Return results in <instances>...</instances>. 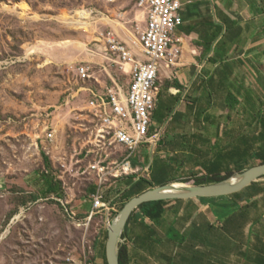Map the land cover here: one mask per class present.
I'll return each mask as SVG.
<instances>
[{
  "label": "rangeland",
  "instance_id": "rangeland-1",
  "mask_svg": "<svg viewBox=\"0 0 264 264\" xmlns=\"http://www.w3.org/2000/svg\"><path fill=\"white\" fill-rule=\"evenodd\" d=\"M137 1L0 0V264H103L100 247L129 203L128 181L150 178L133 162V173L119 179L101 181L90 168L100 160L91 153L88 106L100 86L81 82L76 72L86 65L102 85H112L111 78L128 84L106 60L104 38L114 34L128 44L140 37ZM153 169L159 185L157 163ZM44 176L60 185L62 197L45 196ZM193 176L178 184L207 179ZM92 190H101L104 209L94 210Z\"/></svg>",
  "mask_w": 264,
  "mask_h": 264
},
{
  "label": "crops",
  "instance_id": "crops-1",
  "mask_svg": "<svg viewBox=\"0 0 264 264\" xmlns=\"http://www.w3.org/2000/svg\"><path fill=\"white\" fill-rule=\"evenodd\" d=\"M181 14L182 61L154 118L161 144L132 161L154 184L158 164L154 188L264 164V0H184ZM263 179L231 197L169 202L157 222L133 216L122 238L130 264H264Z\"/></svg>",
  "mask_w": 264,
  "mask_h": 264
},
{
  "label": "built area",
  "instance_id": "built-area-1",
  "mask_svg": "<svg viewBox=\"0 0 264 264\" xmlns=\"http://www.w3.org/2000/svg\"><path fill=\"white\" fill-rule=\"evenodd\" d=\"M184 0H138L136 6L144 16V29L137 40L121 43L114 34L106 40V60L119 67L127 85L111 78L112 85H102L95 78L93 67L80 66L77 77L83 82L92 80L99 85L91 91L90 145L92 154L100 160L90 167L116 179L133 173L132 161L143 146L155 144L159 134L153 135L154 118L158 108L161 81L164 75L180 66L185 39L178 34L184 24L181 14ZM53 136H50L52 139ZM110 152V153H109ZM122 158L121 164H108ZM114 168V169H113ZM116 173V176H114ZM94 210L104 209L101 190L93 196Z\"/></svg>",
  "mask_w": 264,
  "mask_h": 264
},
{
  "label": "water",
  "instance_id": "water-1",
  "mask_svg": "<svg viewBox=\"0 0 264 264\" xmlns=\"http://www.w3.org/2000/svg\"><path fill=\"white\" fill-rule=\"evenodd\" d=\"M234 178L242 179L237 186L230 185ZM264 178V164L254 167L245 173L234 176L226 182L207 184L204 186H189L186 191L169 192L172 185H166L147 191L133 198L119 214L118 218L108 227L106 243L107 264H121L120 250L122 238L129 221L140 208L154 203L191 201L197 199H219L239 194ZM178 184V183H174ZM182 185H185L182 183Z\"/></svg>",
  "mask_w": 264,
  "mask_h": 264
},
{
  "label": "trees",
  "instance_id": "trees-1",
  "mask_svg": "<svg viewBox=\"0 0 264 264\" xmlns=\"http://www.w3.org/2000/svg\"><path fill=\"white\" fill-rule=\"evenodd\" d=\"M260 160L262 159L264 161V154H260L258 156ZM45 166L47 170H51V163L47 158L44 159ZM242 173H245L246 170H241ZM212 173V171H211ZM212 178L210 180H198L196 183V186H204L207 185L208 183L211 184H218V183H223L228 181L229 179L233 178V174L230 173L229 175L223 177L221 175H210ZM44 183L47 187L45 196H50V195H58L59 197H62V194L60 192V185L57 183H54V180L50 181L47 176H44ZM136 178H131L128 183H127V191L125 192V199L127 202H130L133 198L139 197L149 191L150 189L154 188V182H149L146 179H141L139 182L135 181ZM169 204V202H162V203H154V204H149L146 205L140 210L144 211V216L146 219L152 221V222H157L161 220L165 213H166V207ZM135 217V216H134ZM133 217V218H134ZM124 239V238H123ZM107 240V238H106ZM124 243V241L122 240ZM101 253L102 257L104 260L103 264H107V259H106V244L103 243L101 244ZM120 263L121 264H130V255H129V249L122 244L121 250H120Z\"/></svg>",
  "mask_w": 264,
  "mask_h": 264
},
{
  "label": "bare ground",
  "instance_id": "bare-ground-1",
  "mask_svg": "<svg viewBox=\"0 0 264 264\" xmlns=\"http://www.w3.org/2000/svg\"><path fill=\"white\" fill-rule=\"evenodd\" d=\"M87 14V13H86ZM242 179L239 178H234L231 182L230 185L232 186H237L238 184H240ZM188 185H182V184H173L170 191L169 192H175V193H180V192H184L186 191V189L188 188ZM111 225V224H110ZM109 225V226H110Z\"/></svg>",
  "mask_w": 264,
  "mask_h": 264
}]
</instances>
